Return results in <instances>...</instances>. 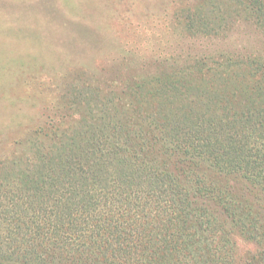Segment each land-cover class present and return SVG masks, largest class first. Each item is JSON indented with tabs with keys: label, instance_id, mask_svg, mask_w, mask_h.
I'll return each instance as SVG.
<instances>
[{
	"label": "trees",
	"instance_id": "1",
	"mask_svg": "<svg viewBox=\"0 0 264 264\" xmlns=\"http://www.w3.org/2000/svg\"><path fill=\"white\" fill-rule=\"evenodd\" d=\"M212 1L187 26L239 19L264 38V0ZM134 83L127 101L77 90L74 118L46 115L0 154V264H264L236 262L234 241L264 247V45Z\"/></svg>",
	"mask_w": 264,
	"mask_h": 264
},
{
	"label": "rangeland",
	"instance_id": "2",
	"mask_svg": "<svg viewBox=\"0 0 264 264\" xmlns=\"http://www.w3.org/2000/svg\"><path fill=\"white\" fill-rule=\"evenodd\" d=\"M203 2L0 0V125L16 127L0 130V154L46 115L74 118L66 107L87 102H80L79 89L123 90L127 101L134 75L171 73L226 49L243 53L264 45L258 28L239 19L217 29L223 35L187 26L186 15L192 16L196 6L203 14L210 10ZM160 60L169 66L159 69ZM234 241L236 262L255 250L264 254L253 240L236 235Z\"/></svg>",
	"mask_w": 264,
	"mask_h": 264
}]
</instances>
